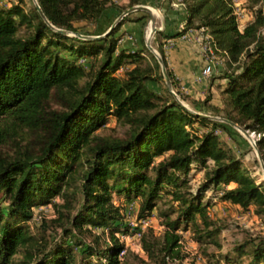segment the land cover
I'll return each instance as SVG.
<instances>
[{
  "label": "trees",
  "instance_id": "obj_1",
  "mask_svg": "<svg viewBox=\"0 0 264 264\" xmlns=\"http://www.w3.org/2000/svg\"><path fill=\"white\" fill-rule=\"evenodd\" d=\"M0 0V264H129L120 235H132L124 203L139 201L138 218L155 216L162 231L147 229L140 253L153 264H182L180 233L202 248H220L223 224L209 217L212 199L264 218V183L256 184L234 151L215 131L231 136L220 117L261 134L257 147L264 163V15L241 31L234 0H36L48 23L29 0ZM245 1L251 9L264 0ZM156 2V3H155ZM152 3L173 26L153 43L172 83L164 84L156 58L143 40L145 18L123 19L104 35L126 9ZM140 25V47H123L118 35L126 23ZM85 23L91 31H81ZM204 28L231 70L220 77L222 105L204 108L190 101L168 68L162 41ZM137 41V40H136ZM136 43V42H134ZM56 106L55 108L53 107ZM206 116V117H205ZM110 120L126 129L123 138L96 134ZM198 129L206 132L198 134ZM235 134V133H234ZM211 161L208 164L207 161ZM198 171L203 176L194 187ZM229 188V186H231ZM206 192L211 198L203 202ZM116 195L118 199H112ZM169 197L162 211L157 203ZM55 199L60 203L54 204ZM77 199L81 203L76 207ZM53 205L55 217L41 219L35 234L32 210ZM99 231V232H97ZM250 245V264H264V237ZM205 251H203L204 253ZM138 255V253H137ZM139 256V255H138ZM17 257V258H16ZM223 260L228 261L226 257ZM209 264H218L216 261Z\"/></svg>",
  "mask_w": 264,
  "mask_h": 264
},
{
  "label": "rangeland",
  "instance_id": "obj_2",
  "mask_svg": "<svg viewBox=\"0 0 264 264\" xmlns=\"http://www.w3.org/2000/svg\"><path fill=\"white\" fill-rule=\"evenodd\" d=\"M8 1L15 3L18 0H5L4 3H8ZM24 2L28 3L29 0H24ZM114 2L117 5L122 6L124 9L127 6V0H115ZM159 3L163 5V3H165V0H162ZM143 5L152 8L151 11L154 12L153 13L154 27L161 28L162 20L164 17L163 15L164 13L161 10V7L156 8L155 6L152 5V3H146ZM232 8H233L234 16H235V12L239 15L238 16L239 22L236 20L237 28L239 31H241L249 22L253 20V12L255 10L257 9L262 10L264 15V5L262 4H259L253 9H251L250 6L245 1L234 0ZM128 9H126L123 13H125ZM169 9L171 11H176L177 13H181L182 11L181 0H173L171 3V7L169 6ZM144 15L147 16V18H145V25L143 27V40L146 46V40L150 32L149 15L144 12H137L125 17L124 19H136L139 17H144ZM120 16H118L113 21L112 25ZM134 25H137V23H134ZM76 27H79L81 31L92 30V27L85 23L76 24ZM132 27H137V26H127L126 23L121 27L118 33V35L121 33H126L122 37L123 40H121L122 41L121 44L123 47L135 48L133 44L136 45V48L140 47V44L138 43L140 41L139 40V34H140L139 32L141 29L140 25L138 26L137 30H133ZM68 36L72 37L74 36V34L70 33ZM153 38L150 39V45L154 50L157 51L153 43ZM133 39L137 40L136 43H134L135 41L133 42ZM125 41H127L128 43H124ZM148 52L152 54L149 50ZM216 56L218 58V62L215 66L214 73L210 77L206 78L207 79L206 86H203L201 89L197 91L198 93L196 97L191 98L190 95L184 94L188 98V100L185 102L182 101V104L190 111H194L195 109L193 107V104L190 103V101L192 102L198 100L204 101L206 98H209V102H207L203 111L205 113H209V110L207 108L208 106L222 105L223 100H222L220 88L224 84V81L216 78L220 77V75H222L225 71L231 70L233 66H229L228 62L226 61V58H223L220 54H217ZM215 79L219 81V84L218 83L213 84L212 87L208 86L210 85V83H213V80ZM53 107L55 108L56 106L53 105ZM213 118H220V117H213ZM126 129L127 128H125L122 125L115 124L114 120H110L104 128L97 130L95 133L106 137L123 138ZM232 129L234 130L235 134L233 133L231 136L227 135L226 133L220 130L215 131V134L220 137L221 141L224 142L227 147L231 148L234 151L235 155L240 159L243 166L246 168L248 174L254 179L255 183L256 184L264 183V174L260 162L258 160L257 151L255 150L253 145V142L257 143V141L260 139L261 134L255 131L251 132L245 130L251 135V139H247L246 137H244L242 133H240L234 128ZM198 132H199L198 134L204 133L206 132V129H198ZM207 163L211 164L212 162L208 160ZM191 174L194 175L190 183L194 187H196L203 176V171H198L197 173H191ZM230 187H232V185L229 186V188ZM211 196H212V192H206V195L203 198V202L207 201V199L211 198ZM112 199H118V198L116 195H113ZM169 199H170L169 197L163 196L162 199L157 203L158 209L162 211L168 209L170 206ZM80 201L81 199H77L76 201L77 208L80 205L79 203H81ZM134 202L137 205V209H138L139 201L134 200ZM53 203L54 204L60 203V199H55ZM127 203L129 202L124 203V207ZM208 208H209L208 213L210 215L209 217L221 221L224 227L219 235L220 248L217 249L209 244L203 246L202 248H199L196 242H194L191 236V232H182L180 233L181 240L179 242L181 254L185 256V259L182 262V264H209V262H214V261H216L218 264H250L251 257L248 254L249 251L251 250L250 245L245 246L244 254L242 255H239L237 252H235V249L238 248L239 246L245 245V243H248L249 241L257 237H264V218L255 215L253 212V207L245 211L236 206H232L229 204L225 205L219 202L218 199H212L211 204L209 205ZM32 215L33 218L30 221L29 226L31 233L35 234L37 231V227L40 225L41 219H53L55 217V211L53 209V205L51 204L50 206L34 208L32 210ZM156 221H158L157 218ZM152 230H154V232L158 234L162 231V227L159 226V222H158V226H156ZM127 244H128V250L126 252H127V260L129 264H153L152 262L147 260L142 253L139 252L140 245H137L136 241H129L127 242ZM203 251L205 252L203 253ZM137 253L139 256L137 255ZM223 257H226L228 261L223 260ZM170 264H177V262H173Z\"/></svg>",
  "mask_w": 264,
  "mask_h": 264
},
{
  "label": "built area",
  "instance_id": "obj_3",
  "mask_svg": "<svg viewBox=\"0 0 264 264\" xmlns=\"http://www.w3.org/2000/svg\"><path fill=\"white\" fill-rule=\"evenodd\" d=\"M236 20L239 22L238 14L235 12ZM190 39L197 40L200 46L201 58H202V67L200 68L199 74L201 78H208L214 73L215 66L218 62L217 54H222L227 57L226 53L220 52L216 45L214 44L212 37L208 34L207 30L204 28L191 29L186 33L179 36L180 41H189ZM176 45V42L173 39H168L163 43V50L165 54L173 49ZM124 217L125 222L130 228L132 235H120L119 239L124 243V250L119 254V257L122 258L126 251L128 250L129 241H136L137 245H140V239L144 232L151 228L154 229L158 226V221L155 217H149L146 219L138 218V209L134 201L129 202L124 207Z\"/></svg>",
  "mask_w": 264,
  "mask_h": 264
},
{
  "label": "crops",
  "instance_id": "obj_4",
  "mask_svg": "<svg viewBox=\"0 0 264 264\" xmlns=\"http://www.w3.org/2000/svg\"><path fill=\"white\" fill-rule=\"evenodd\" d=\"M174 18V13L168 17L164 15L162 20V23L164 22V31L174 33L181 28L182 23H178L177 28L173 26L172 21L175 20ZM127 26H137L132 27L133 30H137L139 24L134 25V23H127ZM173 40L176 42L175 47L165 54L168 68L178 80L182 92L190 95L191 98L196 97L197 91L203 86H206L207 82V79L201 78L199 74L200 68L202 67L200 46L195 39L183 42L180 41L178 37ZM134 41L136 42V39H133V42ZM165 41L166 40L162 41V43ZM124 43L128 42L125 41ZM217 83L219 84V81L215 79L213 83H210L208 86L212 87L213 84Z\"/></svg>",
  "mask_w": 264,
  "mask_h": 264
},
{
  "label": "water",
  "instance_id": "obj_5",
  "mask_svg": "<svg viewBox=\"0 0 264 264\" xmlns=\"http://www.w3.org/2000/svg\"><path fill=\"white\" fill-rule=\"evenodd\" d=\"M33 3H34V6L36 7L39 15L42 17V19L51 27L52 30H54L55 32L57 33H61L63 35H69L70 33L69 32H66V31H63V30H58L56 28H54L53 26H51L46 17L44 16V14L42 13L40 7L38 6L37 4V1L36 0H32ZM152 8L148 7V6H145V5H139V6H135V7H132L130 9H128L125 13H123L115 22L114 24L109 28V30L102 36H98V37H83V36H80V35H75L77 36L78 38H83V39H99L101 37H104L106 36L108 33H110L125 17L131 15V14H134V13H137V12H144V13H147L149 15V19H150V32L148 34V37H147V40H146V48L154 55V57L156 58L157 62L159 63L160 65V68H161V73H162V76H163V79H164V82H165V85L167 87V89L172 93L174 94L173 90H172V83H171V80L169 78V75L167 73V69L164 65V62L163 60L161 59L160 55L157 53L156 50H154L151 45H150V39L154 37V35L156 33H161L164 31V22L162 23L161 25V28H156L154 27V17H153V13H152ZM177 101L181 104L182 102H180L178 100V98H176ZM184 106V105H183ZM185 107V106H184ZM206 117V116H205ZM214 121H218V122H221V123H225L227 125H229L230 127L236 129L237 131H239L240 133H242L244 135V137H246L247 139H251V135L243 130L242 128H240L238 125L230 122V121H227V120H224V119H221V118H212V117H208ZM253 145H254V148L255 150L257 151V155H258V160L260 162V165H261V168H262V171H263V174H264V163H263V159H262V156L256 146V143L253 142Z\"/></svg>",
  "mask_w": 264,
  "mask_h": 264
},
{
  "label": "bare ground",
  "instance_id": "obj_6",
  "mask_svg": "<svg viewBox=\"0 0 264 264\" xmlns=\"http://www.w3.org/2000/svg\"><path fill=\"white\" fill-rule=\"evenodd\" d=\"M152 13H154V12L152 11Z\"/></svg>",
  "mask_w": 264,
  "mask_h": 264
}]
</instances>
